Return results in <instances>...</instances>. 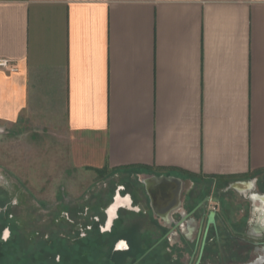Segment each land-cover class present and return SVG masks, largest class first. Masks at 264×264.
I'll list each match as a JSON object with an SVG mask.
<instances>
[{"label":"crops","instance_id":"obj_1","mask_svg":"<svg viewBox=\"0 0 264 264\" xmlns=\"http://www.w3.org/2000/svg\"><path fill=\"white\" fill-rule=\"evenodd\" d=\"M0 61V124L71 168L264 195V0H0Z\"/></svg>","mask_w":264,"mask_h":264},{"label":"rangeland","instance_id":"obj_2","mask_svg":"<svg viewBox=\"0 0 264 264\" xmlns=\"http://www.w3.org/2000/svg\"><path fill=\"white\" fill-rule=\"evenodd\" d=\"M37 138L30 130L19 132V126L0 124V213H7L0 232V264H40L42 259H47L43 264L101 263L104 253L92 255L96 243L74 246V242L93 228L92 223L107 228V209L117 196L145 201L143 184L129 171L98 174L73 169L58 144ZM207 188L206 184L191 185L195 192ZM58 236L66 244L58 242ZM83 255L89 259L84 261Z\"/></svg>","mask_w":264,"mask_h":264},{"label":"flooded vegetation","instance_id":"obj_3","mask_svg":"<svg viewBox=\"0 0 264 264\" xmlns=\"http://www.w3.org/2000/svg\"><path fill=\"white\" fill-rule=\"evenodd\" d=\"M142 181L151 198L143 185V203L117 196L107 209V228L99 231L113 247L99 264H264V195L250 192L252 208L229 189L180 192L176 179ZM234 187L245 193L252 182Z\"/></svg>","mask_w":264,"mask_h":264},{"label":"trees","instance_id":"obj_4","mask_svg":"<svg viewBox=\"0 0 264 264\" xmlns=\"http://www.w3.org/2000/svg\"><path fill=\"white\" fill-rule=\"evenodd\" d=\"M106 171H108V170H106V169H103V170H98V171H96V173H102V172H106ZM111 171H115V170H111ZM8 212V211H7ZM7 214V213H6ZM6 214L5 213H0V232H1V230L6 226V220H5V218H6ZM103 216H101V222H103ZM94 224V226H93V228L91 227V230L90 231H88L87 233H86V235L83 237V238H77L76 239V242H74V246H76V245H79V244H82V246H85V245H87V243H88V241H92V243H96V245H97V249L95 250V248L93 249V251H94V253L92 254V255H94L95 253H97V254H99V255H102L103 253H106V251H109V252H111V249H112V247H113V242H112V240H110V234L109 235H106L107 233H105V234H102V233H100V231H99V225H98V223H92V225ZM19 239L21 240L22 239V237H20L19 236ZM56 240H58V242H62V243H64V244H66V240H65V238H61V237H57V238H55ZM55 240V241H56ZM96 240V241H95ZM23 241V240H22ZM105 241H106V243H105ZM102 242H104L105 243V245H104V248L102 249L103 251H102V254L100 253V250H101V247L99 246ZM71 243H73V242H71ZM1 248H3L2 247V245L0 244V251H1ZM97 251V252H96ZM84 252H86V250L84 249ZM55 254L56 252L55 251H53V252H51L50 254ZM92 252H90V254H91ZM105 256V255H104ZM53 259V255L51 256V259L50 260H52ZM82 259H84V261H87L88 259H87V256H85V255H83V257H82ZM100 259V258H99ZM47 259H42L41 261H40V264L42 263H44L45 261H46ZM49 261V260H48ZM50 262V261H49ZM52 262H53V260H52ZM37 263V262H36Z\"/></svg>","mask_w":264,"mask_h":264},{"label":"water","instance_id":"obj_5","mask_svg":"<svg viewBox=\"0 0 264 264\" xmlns=\"http://www.w3.org/2000/svg\"><path fill=\"white\" fill-rule=\"evenodd\" d=\"M152 177H154V178H168L167 176H152ZM170 178V177H169ZM171 179H174V178H171ZM176 179V178H175ZM176 180H178V179H176ZM142 183H143V181H142ZM239 183V182H238ZM144 184V183H143ZM144 186H145V184H144ZM145 190H146V192H147V194L149 195V192H148V190H147V187L145 186ZM149 197H150V195H149ZM151 198V197H150Z\"/></svg>","mask_w":264,"mask_h":264},{"label":"built area","instance_id":"obj_6","mask_svg":"<svg viewBox=\"0 0 264 264\" xmlns=\"http://www.w3.org/2000/svg\"><path fill=\"white\" fill-rule=\"evenodd\" d=\"M0 67H8L7 62H5V61H0Z\"/></svg>","mask_w":264,"mask_h":264},{"label":"bare ground","instance_id":"obj_7","mask_svg":"<svg viewBox=\"0 0 264 264\" xmlns=\"http://www.w3.org/2000/svg\"><path fill=\"white\" fill-rule=\"evenodd\" d=\"M240 183V182H239ZM237 184V183H236Z\"/></svg>","mask_w":264,"mask_h":264}]
</instances>
